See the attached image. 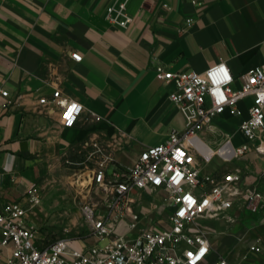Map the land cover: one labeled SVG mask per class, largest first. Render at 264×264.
<instances>
[{
  "label": "crops",
  "instance_id": "0c3cea01",
  "mask_svg": "<svg viewBox=\"0 0 264 264\" xmlns=\"http://www.w3.org/2000/svg\"><path fill=\"white\" fill-rule=\"evenodd\" d=\"M122 1L0 0V208L10 201L28 206V190L62 165L74 179L80 172L91 179L94 142L131 165L145 147L165 141L172 130L182 132L184 116L169 99L175 85L158 75V65L204 71L225 60L239 85V76L263 61L264 0H128L127 26L106 17L107 7ZM74 51L82 60L71 56ZM55 89L83 103L76 125L63 126L60 111L41 102ZM252 102V96L240 101V115H220L195 144L207 158L204 172L238 167L244 189L264 191V154L252 149L228 160L223 156L232 148L229 154L219 149L247 140L239 126ZM91 111L106 119H92ZM216 154L223 164L210 169ZM232 214V224L207 222L224 235L264 232V210L252 213L241 202ZM29 219L37 227L32 211ZM36 233L39 246L50 243Z\"/></svg>",
  "mask_w": 264,
  "mask_h": 264
},
{
  "label": "built area",
  "instance_id": "2783aa9c",
  "mask_svg": "<svg viewBox=\"0 0 264 264\" xmlns=\"http://www.w3.org/2000/svg\"><path fill=\"white\" fill-rule=\"evenodd\" d=\"M191 1L201 4V0ZM127 3L109 5L108 20L127 26L132 21ZM186 20L192 22L191 18ZM71 56L77 61L83 58L79 51ZM157 71L175 85L169 99L182 112L185 129L172 130L165 141L145 147L131 165L119 163L101 143H93L97 165L91 179L80 172L76 180L89 194L96 187L103 194L101 200L82 205L95 241L75 246L71 238L62 236L39 246L36 225L29 219L31 207L41 196L34 186L27 192L28 206L10 201L0 208V264H238L214 247L216 230L207 221L235 223L232 209L241 202L252 213L263 211L264 191L244 189L243 172L238 167L204 172L203 159L207 158L192 138L211 130L214 120L225 112L242 114L240 101L252 96L248 115L239 126L247 140L238 146L231 144V156H222L230 160L252 149L264 154V57L239 76V85L225 60L204 71H169L162 65ZM2 94L8 95V91ZM41 102L60 111L65 127L76 125L85 111L82 102L60 89L50 98L42 97ZM90 115L96 121L106 119L93 111ZM146 201L151 208L145 207ZM237 237L243 240L245 234ZM104 240L106 244L101 243ZM263 251L264 237L251 236L249 252Z\"/></svg>",
  "mask_w": 264,
  "mask_h": 264
},
{
  "label": "rangeland",
  "instance_id": "374dc122",
  "mask_svg": "<svg viewBox=\"0 0 264 264\" xmlns=\"http://www.w3.org/2000/svg\"><path fill=\"white\" fill-rule=\"evenodd\" d=\"M218 147L220 146H216L215 150ZM231 148L233 147L230 143L219 149L221 153L229 154ZM223 161V158L216 154L213 161L206 166L212 169L222 165ZM72 172L70 167L62 165L57 172H53L48 181L45 180L39 186L40 201L31 207L30 211L37 217L36 228L42 243L47 244L62 236L71 238V243L75 246H88L95 241L92 229L82 212V205L86 201L101 200L103 194L99 187L89 194L88 188L83 187L81 182H78L80 184L77 189V183H74L76 179L72 176ZM83 183L85 185L87 181ZM87 194L89 195L86 197ZM150 206L151 203L146 201L145 207L149 209ZM259 231L264 237L263 230ZM237 236V232L231 233L230 230L225 235L223 232L215 231L212 235V242L221 254L231 257L238 264H264V251L259 254L249 252V243L253 233L247 232L243 240ZM101 243L106 244L107 240Z\"/></svg>",
  "mask_w": 264,
  "mask_h": 264
},
{
  "label": "bare ground",
  "instance_id": "6f19581e",
  "mask_svg": "<svg viewBox=\"0 0 264 264\" xmlns=\"http://www.w3.org/2000/svg\"><path fill=\"white\" fill-rule=\"evenodd\" d=\"M195 139H196V137H193V138H192V140H193L194 143H195Z\"/></svg>",
  "mask_w": 264,
  "mask_h": 264
}]
</instances>
